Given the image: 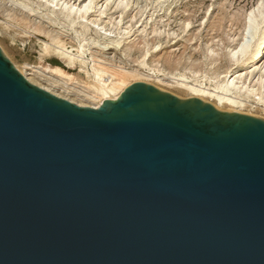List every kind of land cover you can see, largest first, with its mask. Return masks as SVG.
<instances>
[{
	"label": "water",
	"instance_id": "obj_1",
	"mask_svg": "<svg viewBox=\"0 0 264 264\" xmlns=\"http://www.w3.org/2000/svg\"><path fill=\"white\" fill-rule=\"evenodd\" d=\"M0 264H264V120L146 82L79 106L0 48Z\"/></svg>",
	"mask_w": 264,
	"mask_h": 264
},
{
	"label": "rangeland",
	"instance_id": "obj_2",
	"mask_svg": "<svg viewBox=\"0 0 264 264\" xmlns=\"http://www.w3.org/2000/svg\"><path fill=\"white\" fill-rule=\"evenodd\" d=\"M26 1L29 2V0ZM33 1L35 2L34 6L40 8L39 12L47 13V8L42 6L40 0ZM159 1L161 0H129L128 8L123 12L122 8L116 7L118 0H110L108 2L99 0L100 4L97 1L98 3L95 7L100 9L98 10V8L94 7L95 9L89 12V14H92L91 19H94L96 14H104L103 11H105V14H107V18L104 19L105 22H108L111 17L116 18L118 22L121 17L120 14H122L123 23L121 25L124 26L128 25L130 23L129 20L134 17L130 23L132 28L128 38L122 39L116 29L108 26L106 28L108 32L103 34L98 33L96 28L91 25L86 34L88 38L86 49L87 47L93 49L96 46L91 42V39H95L103 43L106 49L95 48L103 51L107 58L116 60L119 63L122 62L123 64L121 65L126 69H140L141 72H146L150 68L157 69L158 64V66H162L168 72L175 73L180 71L191 76L189 69L193 67V69L195 68L201 72L199 74L201 78L199 82L203 81V83L209 84V81L204 79V71L213 69V71L215 70L222 74L228 69L231 70L235 67V64L230 59V51L235 50L242 41L244 34L243 25L247 22L250 12L257 11L258 6L262 3L264 4V0H162L164 3L154 8L153 3ZM74 2L78 4L76 0H71L72 4ZM96 10L99 12H95ZM12 13L8 7H5V9L0 7L1 50L20 73V70H22L23 72L26 71L24 73L30 74L29 77L32 78L36 86L40 88L41 86L46 87L64 99L65 97H71L74 100V96L67 94L64 90L62 92L61 89H57V87L52 85L51 79L56 78L53 69L59 67L69 75H72L74 80L67 83L71 87L83 85L85 82L90 83L91 80L86 76L85 70L91 71L94 64L91 51H87L84 55L86 65L83 66V71L80 70L82 67L79 61L69 65L55 53L45 51L43 45L46 42H50L48 36L34 33L26 25L12 20L9 16ZM152 14L154 15L151 16ZM186 20L191 22L188 31H184L183 28V23ZM154 28H156V31H162V33L154 34ZM111 29L114 33L110 35L109 32L111 31L109 30ZM52 30L50 33L56 35L58 29H54L56 31ZM63 30V35L60 36L68 43L67 50L72 54H77V49L79 48L78 35L72 29ZM173 32L177 36L172 35ZM153 45L160 46L158 49H153ZM112 46L116 48H112ZM209 48L213 49L214 52L209 53ZM167 57H170L169 59L175 62L171 69L165 63L164 59H167ZM212 61L213 63H211ZM174 66L177 67L175 68ZM143 78L141 76L139 81L145 82ZM136 81L138 82L137 79L131 80V83ZM150 82L156 84V82ZM157 85L159 84L157 83ZM160 87L179 98H191L190 94L184 90L169 86ZM205 99L209 100L210 104L213 105L216 102L210 97ZM249 102L243 107L226 105L222 110H232L231 112L238 110L240 114H247L264 120V107L256 104L254 100Z\"/></svg>",
	"mask_w": 264,
	"mask_h": 264
},
{
	"label": "bare ground",
	"instance_id": "obj_3",
	"mask_svg": "<svg viewBox=\"0 0 264 264\" xmlns=\"http://www.w3.org/2000/svg\"><path fill=\"white\" fill-rule=\"evenodd\" d=\"M40 1L42 2V6L47 8V13L45 14L39 12L40 8L38 6H34L35 2L33 0H29V2L26 0H0V7L4 9L5 7H8L9 10L13 12L12 14L14 15H9L12 20H16L21 24L26 25L29 29H32L34 33L48 36L50 42L44 43L43 47L45 51L55 53L69 65H73L76 61H79L82 67L80 70L83 71V66L86 65L84 55L87 51H91L93 58L92 61H94V64L91 71L85 70L86 76L91 80L90 83L85 82L83 85H74L71 87L67 83L68 81L74 80V77L59 67L53 69V72L56 74V78L51 79L52 85L57 87V89H61V91H66L67 94L74 96L76 99V101H74L75 99L73 100L71 97H65V100L83 107L99 108L107 100L119 99L123 92L129 86L134 84L131 83V80L137 79L138 82H144L139 81L142 76L147 83H151L150 81L156 82V84H151L161 90L164 89L160 86L178 88L189 93L191 98H199L208 103H210V101L205 98H213L216 100L214 106L219 110L224 109L226 105L232 107H243L246 103H250V100H254L256 104L264 107L263 3L258 6L257 11L250 12L247 22L243 25L244 34L242 41L238 44L235 50L230 51V59L235 64V67L231 70L228 69L222 74L216 72L215 70L213 71V69L204 71V79L209 81V84H207L206 82L203 83V81L199 82L201 79L199 74L201 72L195 68L193 69V67L189 69L191 76H188L187 73L180 71H176L175 73L170 71L168 72L162 66H158V64L157 69L150 68L146 72H141L140 69L129 70L121 65L123 64L122 62L119 63L116 60L107 58L103 51H99V49L95 48L98 47L102 50L106 49V46L98 40L91 39L92 44L94 46L96 45L93 48L94 50L88 47L86 49V41H88L86 34L91 25L96 28L98 33L103 34L108 32V30H106L108 26L112 29H116L119 36L123 39L126 37L128 38V35L131 32L130 30L132 25L130 23L134 17L129 20L130 23L126 26L121 25L123 23L121 19L122 14H120L121 17L118 22L114 17H111L108 22H105L104 19L107 18L105 11H103L104 14H96L95 18L91 19L90 17L92 14H89V12L96 8L95 5L99 2V0H76L78 4H75V2L72 4L71 0ZM108 1L110 0H104V2ZM163 3L164 1L162 0L157 3H153L154 8H157V6H160ZM128 6L129 0H118L116 7L122 8L121 10L123 12L128 8ZM99 9L100 8H98V10ZM153 15L154 14L151 16ZM187 21L188 20L183 23L184 31H188V28L191 26V22ZM106 23L108 24L104 25ZM29 25H31V27H29ZM67 28L72 29L75 34L78 35L79 48L77 49V54H72L67 50L68 43H66V40L60 36L63 35V29L66 30ZM52 29H58L60 32L54 30L56 31V35H54V33L51 34L50 32ZM112 29L109 30L111 31L109 32L110 35L114 33ZM153 33L161 34L162 31H156V28H154ZM172 35H175V33L173 32ZM175 36H177V34ZM159 46L160 45H153V49H158ZM112 48L116 47L112 46ZM208 51L209 53L214 52V50L210 48ZM169 58L170 57H167V59L164 60L171 69V66L175 65V62ZM211 63H213V61ZM20 71L29 82L34 84L32 78L29 77V73L27 74L24 73L26 71ZM156 71L158 72L155 73ZM157 83L159 85H157ZM41 88L50 93L52 92L55 96L60 97L57 93L50 91L46 87L41 86ZM233 111L240 113L238 110Z\"/></svg>",
	"mask_w": 264,
	"mask_h": 264
}]
</instances>
